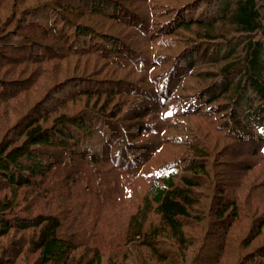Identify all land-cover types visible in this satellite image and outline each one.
I'll use <instances>...</instances> for the list:
<instances>
[{
    "label": "trees",
    "instance_id": "trees-1",
    "mask_svg": "<svg viewBox=\"0 0 264 264\" xmlns=\"http://www.w3.org/2000/svg\"><path fill=\"white\" fill-rule=\"evenodd\" d=\"M1 108L0 264H264V0H0Z\"/></svg>",
    "mask_w": 264,
    "mask_h": 264
},
{
    "label": "rangeland",
    "instance_id": "rangeland-1",
    "mask_svg": "<svg viewBox=\"0 0 264 264\" xmlns=\"http://www.w3.org/2000/svg\"><path fill=\"white\" fill-rule=\"evenodd\" d=\"M95 20H96V22H98L100 25H102V26H105V28L106 27H108V26H110L111 24H113V22H111L110 20H104V19H101V18H99V19H97V18H95ZM11 52V51H10ZM5 69H7V68H5ZM74 72H76L77 73V71H75L74 69H69L68 68V72H66V68L63 70V71H61L60 72V79H62L66 74H68V73H74ZM54 82H55V80L54 79H49L48 80V83L49 84H54ZM193 82V81H192ZM38 83H41V85L39 86V87H37V86H34L31 90H30V92L28 93V95H25L23 98L24 99H26L28 96H30L31 97V101L33 102V103H35V102H37V100L39 99V97L40 96H42L45 92H46V90L48 89V83H47V80H44V79H39V82ZM63 83V82H62ZM60 86V85H59ZM58 86V87H59ZM57 87V88H58ZM59 89H57L56 91H58ZM66 92H68V93H71L72 91L71 90H66ZM63 96H64V94H58L56 97H57V99L54 101V103H55V105H52V107H55L56 106V101L57 100H59V99H61V98H63ZM5 104L6 103H4V104H2L1 106H5ZM13 107H9V108H7L6 109V111L8 112V111H10L11 109H12ZM79 109V108H78ZM3 110V108H1V110H0V112ZM3 116H4V114H3ZM16 117V116H15ZM14 116H12V119H14L15 118ZM5 119H6V117L4 116V121H5ZM210 145H211V147H215V148H219V143H216V142H210ZM260 153H262L261 152V150H260ZM262 155V154H261ZM249 175H251V179L252 178H257V177H259L260 179H264V167H261V168H258V169H256L254 172L253 171H251L249 174H248V176ZM248 176H247V178H248ZM255 198H256V196H254L253 198H252V201L253 200H255ZM250 203H255V202H250ZM106 208V210H105V213L106 214H110L111 212H112V209L110 208V207H105ZM117 220L118 221H120V222H124L125 220H126V218L124 217V216H117ZM0 253H1V248H0ZM113 257L112 256H106L105 257V260H104V264H116L115 263V260L114 259H112ZM16 264H22L21 263V261L19 260L18 261V263H16Z\"/></svg>",
    "mask_w": 264,
    "mask_h": 264
},
{
    "label": "bare ground",
    "instance_id": "bare-ground-1",
    "mask_svg": "<svg viewBox=\"0 0 264 264\" xmlns=\"http://www.w3.org/2000/svg\"><path fill=\"white\" fill-rule=\"evenodd\" d=\"M213 11V10H212ZM53 202V201H52Z\"/></svg>",
    "mask_w": 264,
    "mask_h": 264
}]
</instances>
